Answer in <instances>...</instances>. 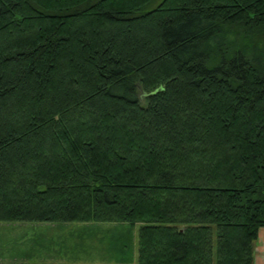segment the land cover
Segmentation results:
<instances>
[{
  "label": "trees",
  "instance_id": "obj_1",
  "mask_svg": "<svg viewBox=\"0 0 264 264\" xmlns=\"http://www.w3.org/2000/svg\"><path fill=\"white\" fill-rule=\"evenodd\" d=\"M157 2L0 0V223L137 228L139 264H254L264 0Z\"/></svg>",
  "mask_w": 264,
  "mask_h": 264
},
{
  "label": "crops",
  "instance_id": "obj_2",
  "mask_svg": "<svg viewBox=\"0 0 264 264\" xmlns=\"http://www.w3.org/2000/svg\"><path fill=\"white\" fill-rule=\"evenodd\" d=\"M102 226L81 223L39 224L38 235L42 251L36 264H139L138 229H134L132 236L131 228L125 225H107L115 229L109 232L108 228V232L104 234L98 229ZM107 239L109 242L105 241ZM75 240L86 243L76 245ZM101 240L106 244L86 245ZM254 264H264V228L259 230Z\"/></svg>",
  "mask_w": 264,
  "mask_h": 264
},
{
  "label": "rangeland",
  "instance_id": "obj_3",
  "mask_svg": "<svg viewBox=\"0 0 264 264\" xmlns=\"http://www.w3.org/2000/svg\"><path fill=\"white\" fill-rule=\"evenodd\" d=\"M159 1L160 0H158V2ZM16 224L0 223V264H36L38 257H40V252L42 251L38 235L39 224L19 223L20 226H15ZM71 224L79 225L80 223ZM95 225H103L102 228L98 229L99 231L102 230L101 232L104 234L115 229L110 228L106 224ZM108 228L110 229L107 231ZM130 233L134 236V230H131ZM105 241L109 242L108 239ZM106 242L101 240L95 243L93 241L86 245L95 244L96 246H102L105 245ZM79 243L85 245L86 241H77V244H74L78 245Z\"/></svg>",
  "mask_w": 264,
  "mask_h": 264
}]
</instances>
